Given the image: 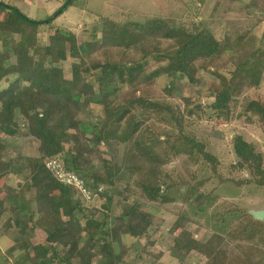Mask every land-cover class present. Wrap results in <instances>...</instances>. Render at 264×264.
Listing matches in <instances>:
<instances>
[{
  "label": "trees",
  "instance_id": "obj_1",
  "mask_svg": "<svg viewBox=\"0 0 264 264\" xmlns=\"http://www.w3.org/2000/svg\"><path fill=\"white\" fill-rule=\"evenodd\" d=\"M205 1L195 0L199 6L197 12ZM216 1L215 6L220 3L232 4L237 0ZM74 3L75 0H67L50 19L38 21L25 15L16 6L0 0L1 228L6 235L10 234V230L18 235L7 249L8 252H20L19 256L24 252L26 262L32 264L35 261L39 264H73L74 259L79 264H128L131 248L123 243L122 231L125 230V234L132 238H138L155 225L156 215L152 210L145 209L142 202L134 201L129 207H122L113 218V225L109 226L107 221H98L88 213L90 203L85 202L74 187L60 182L47 168L46 161L62 156L65 168L80 176L92 194L98 193L97 196L105 197L109 203L113 202L112 190L119 181L121 171L126 170L138 176L142 196L150 203L174 200L171 195L173 186H184V200L193 198L195 194L193 201L197 207H201L206 196L197 191L198 183L192 180L174 181L168 173H164L167 161L153 148L156 144L162 145L168 160L179 153L195 162L204 160L216 172L219 166L217 156L208 151L205 140L194 132L186 131L185 117L193 114L196 109H210L213 118L223 119L225 116L227 120L232 119V104L241 87L248 85L259 88L264 82V44L242 59V40L246 33L234 37L236 32L228 30L219 39L213 22L200 19L197 14L191 23L174 18L177 15L146 16L142 22L113 20L115 31L105 30L101 42L106 45L112 41L111 45L122 50L124 61L116 64L89 60L87 51L91 52L90 46L83 45L78 35L66 28L57 27L49 34L47 43H39L34 30L50 25L51 20L63 14ZM260 10V0H250L246 6L247 13L252 16ZM260 22L262 17H256L250 28L254 29ZM251 29L246 32L250 34ZM164 42L167 46L161 47ZM6 47L10 49H2ZM228 52H238L242 56L240 61L234 62L236 68L231 77L217 88L214 101L206 107L197 104L196 109H189L191 99L186 97L184 109L188 110V114L180 107L164 103L162 99L141 95L127 103H119L117 91H106L107 85L114 81L112 74L130 88L153 83L163 74L174 77L180 75L189 84L196 85L200 82L198 66ZM69 57L80 60L77 74L82 72L80 67L87 66L91 72L101 71L99 90L92 83L65 76L60 62ZM107 76L110 81H104ZM93 104L100 105L101 109L93 108L91 114L97 120L87 123L80 117L82 107ZM244 113L257 116L264 122V100L260 97L250 100L244 106ZM154 114L176 125L179 132L175 134L165 131L164 137L156 133L152 136L150 129H144V125L147 118ZM114 123H126L127 134L123 140H128L133 146L123 157L121 167L117 165L115 156L106 157L100 151V146L107 138L106 133ZM146 129L149 136L142 134L143 137L141 130ZM17 136L34 139L38 154L20 153L16 158L7 159L4 155L6 138ZM65 143H73L67 153ZM233 145L240 158V166L250 171L255 184L264 186L262 153L257 152L254 144L241 135L233 138ZM14 178L26 180L31 197L21 184L16 188L10 184ZM106 186L110 189H105ZM130 190H126L128 193L125 196H129ZM245 214L247 224L242 226L243 223H237L235 228H243L240 232L251 239L255 231L262 233L260 226L264 220L255 219L250 212ZM83 219L85 222H82ZM106 219H110L109 213ZM187 223L188 217L181 215L174 228L184 229ZM38 229L43 230L46 237L36 244L33 240ZM232 230L225 235L216 232L206 242L192 236L177 237L175 245L186 254L192 250L205 254L208 258L206 264H226L225 244L229 240L236 242L235 231ZM262 238L257 242L260 243L256 249L257 253H261L259 258L238 245L244 253L240 252L239 259L232 258L231 264H264V233ZM22 241L23 245H19Z\"/></svg>",
  "mask_w": 264,
  "mask_h": 264
},
{
  "label": "rangeland",
  "instance_id": "obj_2",
  "mask_svg": "<svg viewBox=\"0 0 264 264\" xmlns=\"http://www.w3.org/2000/svg\"><path fill=\"white\" fill-rule=\"evenodd\" d=\"M2 1L16 6L31 19L44 21L55 15L67 0H43V2L41 0ZM249 1L237 0L232 4L220 3L215 6L216 0H207L197 12L199 6L195 0H75V3L70 5L63 14L51 20L50 25L41 26L34 31L36 40L45 44L48 41L49 34L54 32L57 27L72 30L78 35L79 41L83 45L90 46L91 52L87 51V53L89 52L87 55L89 60L115 64L124 61L122 50L111 45L112 41L106 45L101 42L102 33L105 30L115 31L116 26L113 20L124 22L130 19L142 22L146 16L177 15L174 18L191 23L193 21L191 19L198 15L200 19L213 22V27L217 30L216 36L219 39L228 30L236 32L234 37H237L240 33H246L245 38L242 40L241 53L244 54L243 57L239 55V51L237 53H234V51L228 52L218 59L203 62V65L198 66L197 76L200 82L196 85L189 84L183 76L174 77L168 74L160 75L153 83L139 84L134 88L123 84L115 74H112L114 81L109 86L107 85L106 91L109 93L117 91L116 95L119 97V103H127L135 96L141 95L162 99L161 101L164 103L172 104L175 108L180 107L188 114V110L184 109L186 107V97L191 99L189 109H196L197 104H203L206 107V105L212 103L217 88L223 85L225 79L231 77L232 71L236 68L234 62L240 61L241 57L243 59L244 56L251 54L257 47L264 44V0H260L262 10L255 16L249 15L246 11ZM259 16L262 17V22L251 29L250 27L253 26L256 17ZM182 22H179V24ZM250 29L251 33L248 34L246 30ZM166 46L165 42L161 45V47ZM2 49L7 51L10 47ZM79 64L80 60L71 57L60 62L67 78H79L82 81L94 84L96 89L100 88L101 71L91 72L87 66L80 67L82 72L77 74ZM239 79L238 77L237 80ZM104 81H110V78L107 76ZM257 97L264 100V82L259 88L248 85L241 87L232 104L234 107L232 119L227 120L225 116L223 119L213 118L210 109L204 111L196 109L193 114L186 115L184 121L186 131L194 132L199 138L205 140L208 151L217 156L219 166L216 172L212 170L211 164L204 160L195 162L196 160L183 153H179L177 156L172 155L168 160L162 145L156 144L153 148L161 158L167 161L166 166L163 168L164 173H168V176H171L174 181L192 180L193 183H198L197 191L206 196L205 203L201 207H197V203L193 201L195 194H193V198L184 200V186H173L171 195L175 198L174 200L166 203H150L142 196L138 185V176L126 170L121 171L119 181L112 190L114 197L112 203H109L105 197L98 195L93 202L88 204L90 206L88 213L92 214L98 221H107L109 226L114 224L113 218L120 213L122 207H129L134 201L142 202L145 209L152 210L156 215L155 225L146 234L138 238H132L125 234V230L122 231L124 234L123 243L131 248L128 264H206L208 258L205 254L194 250L186 254L179 250L175 245L176 238L192 236L197 240L206 242L214 233L221 232L225 235L231 229L235 231L236 242L229 240L225 244L227 250L226 264H231L232 258L239 259L240 252L244 253L243 250L252 252L255 258L260 257L261 253H257L256 249L260 244L257 242L263 239L264 229L262 226L264 224L262 226L259 224L262 233L255 231L251 239H247L245 233L240 232L243 228L238 229L235 226L241 223H243L242 226L247 224V220L244 218L246 212L248 215V212L251 213L253 210H264V186L255 184L250 171L245 166H240V158L236 155L233 145V138L236 135H241L246 141L254 144L256 151L262 153L264 160V122L259 120L257 116H249L244 113L246 103ZM93 108L101 109L98 104L82 107L81 119L87 123H94L97 119L91 114ZM238 114L240 115L238 116ZM146 121L144 129H150L152 136L156 133L164 137L165 131H172L175 134L179 132L178 128L175 127L176 125L170 121H163L160 115H151ZM126 127V123H114L106 133L105 143L100 146V151L106 157H116L119 167H121L123 157L133 147L128 140H123V137L127 134ZM147 129L145 131L141 130L140 134L149 136ZM88 135L90 136V134ZM6 142L4 155L7 159L16 158L20 153L24 155L38 154L37 143L34 139L29 140L20 136L7 137ZM64 147L65 153H67V150L73 147V143H65ZM10 184L15 188L21 184L23 190L27 191V195L30 196L31 192L28 190L26 180L23 178H14L10 181ZM105 189H110V187L106 186ZM127 189H132L129 196H125L128 193ZM31 205L33 206V203ZM118 207L120 210H118ZM108 213L110 219L107 220ZM181 215L188 217L186 228L175 229L174 224ZM257 220L263 222L264 219ZM82 222H85V220L83 219ZM1 225L2 222H0V250L3 251L15 242L18 235L15 231L10 230L6 241V234ZM45 237L44 231L38 229L33 242L39 244ZM24 241L20 242L19 245H23ZM238 245L243 246L244 249L242 250ZM55 246L57 249H61L59 245ZM118 250L119 247H117ZM19 253H10L8 250H5V253L0 252V264L26 262L27 257L23 256L24 252L21 256H19ZM26 264L32 263L26 262ZM33 264L39 263L35 261ZM73 264H79V261L74 259Z\"/></svg>",
  "mask_w": 264,
  "mask_h": 264
},
{
  "label": "built area",
  "instance_id": "obj_3",
  "mask_svg": "<svg viewBox=\"0 0 264 264\" xmlns=\"http://www.w3.org/2000/svg\"><path fill=\"white\" fill-rule=\"evenodd\" d=\"M46 166L60 182L74 187L78 191V195L85 202L91 203L97 197L98 193L92 194L80 176L74 172L68 171L65 168V163L62 156L48 159L46 161ZM101 190L102 187L99 189V191Z\"/></svg>",
  "mask_w": 264,
  "mask_h": 264
},
{
  "label": "water",
  "instance_id": "obj_4",
  "mask_svg": "<svg viewBox=\"0 0 264 264\" xmlns=\"http://www.w3.org/2000/svg\"><path fill=\"white\" fill-rule=\"evenodd\" d=\"M251 213L254 215L255 218L257 219H264V210H253Z\"/></svg>",
  "mask_w": 264,
  "mask_h": 264
},
{
  "label": "crops",
  "instance_id": "obj_5",
  "mask_svg": "<svg viewBox=\"0 0 264 264\" xmlns=\"http://www.w3.org/2000/svg\"><path fill=\"white\" fill-rule=\"evenodd\" d=\"M41 1L43 2V0H41ZM44 1H48V0H44ZM40 4H41V3H40ZM41 5H42V4H41ZM3 236H4V235H3ZM3 236H2V237H3ZM7 237H9V234L6 235V238H5L6 241L8 240ZM13 243H14V242H13ZM13 243H12V244H13ZM12 244H11V245H12ZM11 245H10V246H11ZM10 246H8V247H10ZM8 247H7V248H8ZM7 248H5V250H7ZM0 249H1V248H0ZM5 250H3V251L0 250V252L5 253ZM17 254H18V253H17Z\"/></svg>",
  "mask_w": 264,
  "mask_h": 264
}]
</instances>
